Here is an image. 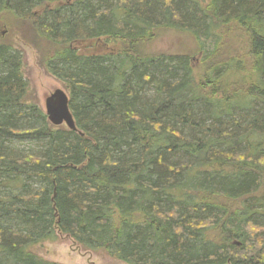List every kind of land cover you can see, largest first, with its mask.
<instances>
[{"label": "trees", "instance_id": "obj_1", "mask_svg": "<svg viewBox=\"0 0 264 264\" xmlns=\"http://www.w3.org/2000/svg\"><path fill=\"white\" fill-rule=\"evenodd\" d=\"M3 14L76 130L49 123L0 42V264H61L34 250L60 236L126 264H264V0H0ZM164 34L190 44L154 48Z\"/></svg>", "mask_w": 264, "mask_h": 264}, {"label": "rangeland", "instance_id": "obj_2", "mask_svg": "<svg viewBox=\"0 0 264 264\" xmlns=\"http://www.w3.org/2000/svg\"><path fill=\"white\" fill-rule=\"evenodd\" d=\"M8 20L5 14L0 16V42L11 45L21 55L23 59L22 71L24 79L28 83V97L37 102L39 107L44 110V100L48 95L57 88L66 93L67 90L60 81L46 71L40 63V55L37 49L23 38L20 30L4 24ZM11 21L13 25L14 21L12 19ZM188 44H190V41L186 38L181 40L173 34H164L152 46L161 50H177V48L179 50L188 46ZM116 45H110V48L116 50L118 48ZM78 47L81 51H84L87 46L81 44ZM192 57V62L199 73L202 56L197 53ZM34 250L43 259L61 264H126L108 256L104 250H82L65 236H60L54 242L45 241L37 245Z\"/></svg>", "mask_w": 264, "mask_h": 264}, {"label": "water", "instance_id": "obj_3", "mask_svg": "<svg viewBox=\"0 0 264 264\" xmlns=\"http://www.w3.org/2000/svg\"><path fill=\"white\" fill-rule=\"evenodd\" d=\"M44 112L51 125H64L70 130H76L75 122L68 105V95L62 89H55L45 98Z\"/></svg>", "mask_w": 264, "mask_h": 264}]
</instances>
